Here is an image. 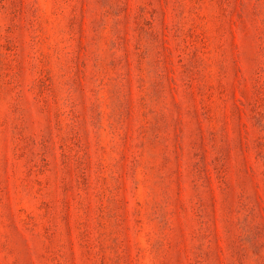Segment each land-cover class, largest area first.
<instances>
[{"label": "rangeland", "instance_id": "1", "mask_svg": "<svg viewBox=\"0 0 264 264\" xmlns=\"http://www.w3.org/2000/svg\"><path fill=\"white\" fill-rule=\"evenodd\" d=\"M0 264H264V0H0Z\"/></svg>", "mask_w": 264, "mask_h": 264}]
</instances>
